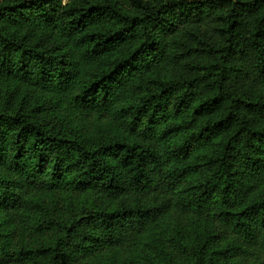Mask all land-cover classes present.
I'll use <instances>...</instances> for the list:
<instances>
[{"label":"trees","instance_id":"16d2710c","mask_svg":"<svg viewBox=\"0 0 264 264\" xmlns=\"http://www.w3.org/2000/svg\"><path fill=\"white\" fill-rule=\"evenodd\" d=\"M0 264H264V0H0Z\"/></svg>","mask_w":264,"mask_h":264},{"label":"rangeland","instance_id":"374dc122","mask_svg":"<svg viewBox=\"0 0 264 264\" xmlns=\"http://www.w3.org/2000/svg\"><path fill=\"white\" fill-rule=\"evenodd\" d=\"M67 2V0H62V3H66Z\"/></svg>","mask_w":264,"mask_h":264}]
</instances>
